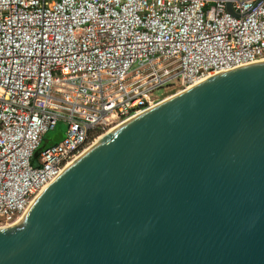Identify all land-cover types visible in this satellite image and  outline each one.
Listing matches in <instances>:
<instances>
[{
  "label": "water",
  "instance_id": "1",
  "mask_svg": "<svg viewBox=\"0 0 264 264\" xmlns=\"http://www.w3.org/2000/svg\"><path fill=\"white\" fill-rule=\"evenodd\" d=\"M0 264H264V60L106 133L0 228Z\"/></svg>",
  "mask_w": 264,
  "mask_h": 264
},
{
  "label": "built area",
  "instance_id": "2",
  "mask_svg": "<svg viewBox=\"0 0 264 264\" xmlns=\"http://www.w3.org/2000/svg\"><path fill=\"white\" fill-rule=\"evenodd\" d=\"M258 1L0 0V228L114 127L264 60Z\"/></svg>",
  "mask_w": 264,
  "mask_h": 264
},
{
  "label": "rangeland",
  "instance_id": "3",
  "mask_svg": "<svg viewBox=\"0 0 264 264\" xmlns=\"http://www.w3.org/2000/svg\"><path fill=\"white\" fill-rule=\"evenodd\" d=\"M181 90L182 89L173 91L172 93H170L168 95V97L173 95V94H175V93H177V92H179V91H181ZM67 129H68L67 124L65 122H63V121H59V124H58L57 128L55 130L50 131L46 135L44 144L46 146H50L52 144H56V143L62 141L64 139L65 135H66Z\"/></svg>",
  "mask_w": 264,
  "mask_h": 264
},
{
  "label": "trees",
  "instance_id": "4",
  "mask_svg": "<svg viewBox=\"0 0 264 264\" xmlns=\"http://www.w3.org/2000/svg\"><path fill=\"white\" fill-rule=\"evenodd\" d=\"M44 141H45V139H44ZM46 147H48V146H46L45 144H44V142H43V144H42V146H41V149L40 150H43L44 148H46Z\"/></svg>",
  "mask_w": 264,
  "mask_h": 264
}]
</instances>
